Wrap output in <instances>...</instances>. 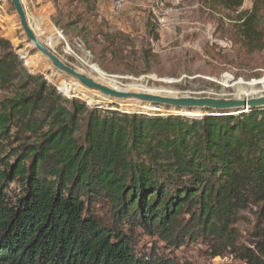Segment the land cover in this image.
I'll return each mask as SVG.
<instances>
[{"label": "trees", "instance_id": "16d2710c", "mask_svg": "<svg viewBox=\"0 0 264 264\" xmlns=\"http://www.w3.org/2000/svg\"><path fill=\"white\" fill-rule=\"evenodd\" d=\"M244 1L199 0L217 12ZM261 1L237 16L250 51L262 47ZM120 36H106L104 49L122 52ZM19 58L0 56V88L13 93L0 98V264H191L174 249L198 239L225 259L211 264H264V109L196 117L89 107Z\"/></svg>", "mask_w": 264, "mask_h": 264}, {"label": "rangeland", "instance_id": "374dc122", "mask_svg": "<svg viewBox=\"0 0 264 264\" xmlns=\"http://www.w3.org/2000/svg\"><path fill=\"white\" fill-rule=\"evenodd\" d=\"M124 1L125 5L117 16L112 13V0H93L92 3L24 0V7L31 25L45 43V35L59 42L56 31L60 29L69 46L80 56L82 52L75 45L78 39L90 51V56L77 58L65 49L64 44L52 46L54 53L65 63L95 80L97 75L90 72V66H96L106 75L102 81L116 89L131 91L130 88L136 86L141 91L154 93L157 90L171 96L217 98L264 94V84L261 82L264 80L262 1L258 12L262 47L253 51L240 46L245 42L237 16L239 12L250 11L254 0H245L237 12H217L201 5L199 0ZM47 7L48 13L45 12ZM161 15L168 20L166 27L160 26L157 21V16ZM71 21H76V24H71ZM109 34H121L120 38H124L114 43L121 44L120 48L123 44L122 52L112 47L104 49L106 44H110L106 39ZM0 39L9 42L0 45V56L7 50L18 53L27 73L42 76L65 98L77 97L89 107L116 109L122 113L150 114L157 111L153 108L122 106L119 99H107L100 103L90 99L79 88L69 90L71 83L67 80L59 83L66 75L54 71L49 60L33 45L27 46L32 43L28 42L20 27L10 0H0ZM25 51L47 60L27 57ZM36 89V84H33L24 92ZM12 95L10 90L0 88V98ZM169 110L174 112L171 108ZM174 253L180 261L191 264L225 260L219 256L209 257L201 239L174 249Z\"/></svg>", "mask_w": 264, "mask_h": 264}, {"label": "water", "instance_id": "95a60500", "mask_svg": "<svg viewBox=\"0 0 264 264\" xmlns=\"http://www.w3.org/2000/svg\"><path fill=\"white\" fill-rule=\"evenodd\" d=\"M10 2L14 7L18 22L20 23L28 42L32 43L34 49L49 60L52 69L76 79L80 84L85 85L94 91L100 92L102 95L106 96L108 100L127 99L141 104L146 103L150 105L151 108L163 112V115H166V113L185 115V113H183L184 111L196 112L197 114L194 115L196 117L204 114L203 111L206 109L217 111L218 113H238L250 109H264V94L257 96L245 95L236 98L171 96L161 92L151 93L141 90L127 91L108 87L65 63L54 53V51L49 49L42 42L41 38L37 35V32L30 24L26 8L24 7V0H10ZM170 108L174 112L171 113V110H169ZM179 112L183 114H179Z\"/></svg>", "mask_w": 264, "mask_h": 264}, {"label": "built area", "instance_id": "2783aa9c", "mask_svg": "<svg viewBox=\"0 0 264 264\" xmlns=\"http://www.w3.org/2000/svg\"><path fill=\"white\" fill-rule=\"evenodd\" d=\"M125 5V1L124 0H112V13L117 16L120 14L122 8ZM157 21L159 23L160 26L162 27H166L168 25V20L166 18V16L161 15V16H157ZM55 29H57L56 27H54ZM58 32L60 33L59 36V42L57 43L56 46H58V44H64L65 49H68L74 56H76L77 58H86L88 56H90V51L88 49H85V45L83 43V41L81 39H78L76 41V47L79 48V50H81L82 52V56H80L77 52H75L70 46L68 41L66 40V38L64 37V35L62 34V31L60 29H57ZM43 42V41H42ZM45 44V43H44ZM46 45V44H45ZM49 49H51L52 51L55 52L53 47H50L48 45H46ZM55 47V46H54Z\"/></svg>", "mask_w": 264, "mask_h": 264}, {"label": "bare ground", "instance_id": "6f19581e", "mask_svg": "<svg viewBox=\"0 0 264 264\" xmlns=\"http://www.w3.org/2000/svg\"><path fill=\"white\" fill-rule=\"evenodd\" d=\"M31 24V23H30ZM32 26V25H31ZM20 27H21V25H20ZM33 27V26H32ZM33 29H35L34 27H33ZM56 34L58 35V37L60 36V33L58 32V30L56 31ZM37 35L38 36H40L41 37V35L40 34H38L37 33ZM42 36H44V35H42ZM41 39H42V37H41ZM44 39H45V41H46V43L43 41V39H42V41H43V43H45L46 45L48 44V45H51V47L52 46H55L57 43H58V41L56 40V39H54V37H52V36H47V35H45L44 36ZM33 44H31V46H32ZM34 46V45H33ZM44 58V57H43ZM44 59H46V58H44ZM47 60V59H46ZM90 72L91 73H93V74H96L97 75V79L95 80V81H97V82H99V83H101V84H104V85H106V86H108V87H111V88H115V87H113V86H111V85H109L108 83H105L104 81H102L104 78H105V74L99 69V68H97L96 66H94V65H91L90 66ZM94 76V75H93ZM65 77H67V78H70V79H73V78H71V77H69V76H65ZM73 80H75V81H77L76 79H73ZM228 81V80H227ZM226 81V82H227ZM78 82V81H77ZM263 84H264V80L263 81H261ZM79 83V82H78ZM80 84V83H79ZM259 84V83H258ZM82 87H84V88H86V89H88V90H91V91H93V92H96V93H99V94H101L100 92H98V91H94V90H92V89H90V88H88L87 86H85V85H82V84H80ZM138 85V84H137ZM129 89V88H128ZM132 91H135V90H139L140 88H138V87H132V88H130ZM164 89V88H163ZM152 91V90H151ZM162 91V90H161ZM155 92H158L157 90L156 91H154V93ZM260 94V93H259ZM102 95V94H101ZM104 96V95H103ZM120 100H127V99H120ZM128 101V100H127ZM143 104H146V103H143Z\"/></svg>", "mask_w": 264, "mask_h": 264}]
</instances>
